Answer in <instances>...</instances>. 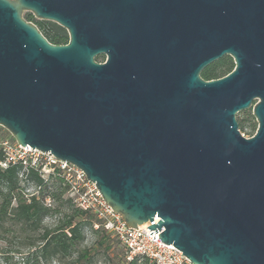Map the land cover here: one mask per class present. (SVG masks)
I'll use <instances>...</instances> for the list:
<instances>
[{
    "label": "water",
    "instance_id": "water-1",
    "mask_svg": "<svg viewBox=\"0 0 264 264\" xmlns=\"http://www.w3.org/2000/svg\"><path fill=\"white\" fill-rule=\"evenodd\" d=\"M0 124L191 264H264V0H0Z\"/></svg>",
    "mask_w": 264,
    "mask_h": 264
},
{
    "label": "trees",
    "instance_id": "trees-1",
    "mask_svg": "<svg viewBox=\"0 0 264 264\" xmlns=\"http://www.w3.org/2000/svg\"><path fill=\"white\" fill-rule=\"evenodd\" d=\"M38 29L50 44L68 42L67 32L56 24L48 23ZM102 58L97 56L95 61L102 63ZM233 69L232 58L224 56L205 68L200 77L204 81L215 80ZM244 113L247 120L237 121L238 129L241 135L246 133L252 137L257 124L250 110ZM22 171L20 166L0 170V243L7 238L14 239L18 250L26 249L28 256L43 262L94 264L96 251L93 246L84 245L85 231L89 230L93 236L101 233L100 238L104 240L110 234L100 226L95 229L97 220L74 205L59 173L44 180L31 169ZM48 218L54 219L50 225L45 223ZM96 243L102 245L103 240ZM127 263L148 264L136 260Z\"/></svg>",
    "mask_w": 264,
    "mask_h": 264
},
{
    "label": "built area",
    "instance_id": "built-area-1",
    "mask_svg": "<svg viewBox=\"0 0 264 264\" xmlns=\"http://www.w3.org/2000/svg\"><path fill=\"white\" fill-rule=\"evenodd\" d=\"M11 166H20L23 171L31 169L44 180L51 174L59 173L74 205L97 220L95 229L100 226L115 238L122 246L127 262L136 260L146 261L148 264H191L173 245L164 244L158 238L160 230L156 229L155 233V229H147V226L156 224V218L152 223L142 225L140 230L127 227L121 217L106 204L95 184L87 179L81 169L49 156L48 152L22 148L0 124V170ZM151 231L152 234L149 235Z\"/></svg>",
    "mask_w": 264,
    "mask_h": 264
},
{
    "label": "rangeland",
    "instance_id": "rangeland-1",
    "mask_svg": "<svg viewBox=\"0 0 264 264\" xmlns=\"http://www.w3.org/2000/svg\"><path fill=\"white\" fill-rule=\"evenodd\" d=\"M102 57L103 58L101 61L104 62L105 56ZM248 111L249 110L244 112ZM244 112H240L236 115L237 121L247 120V115ZM242 135L246 138H249V134L242 133ZM29 191H32V188ZM53 220L54 219L48 218L45 223L50 225L53 223ZM85 233L86 240L84 245L87 247L93 246V250L96 251L94 264H128L123 258L124 252L122 246L115 240L113 236L108 235L107 239L104 240L100 238L101 233L95 236H93L89 230H86ZM100 240H103L102 245L96 243V241L98 242ZM15 244V240L11 238H7L5 241L0 243V264H61L57 261L43 262L40 259H35L31 256H28V251L26 249L18 250Z\"/></svg>",
    "mask_w": 264,
    "mask_h": 264
},
{
    "label": "flooded vegetation",
    "instance_id": "flooded-vegetation-1",
    "mask_svg": "<svg viewBox=\"0 0 264 264\" xmlns=\"http://www.w3.org/2000/svg\"><path fill=\"white\" fill-rule=\"evenodd\" d=\"M22 18L26 21V22H28V23H30V24H32V25H34L37 29H38V27L39 26H42V25H45V24H48V23H53V24H56V23H54V22H51V21H46V20H41V19H38V18H36L32 13H30V12H28V11H23V13H22ZM28 20V21H27ZM57 25V24H56ZM59 26V25H58ZM62 28V27H61ZM39 30V29H38ZM65 30V29H64ZM66 31V30H65ZM40 32V31H39ZM67 32V31H66Z\"/></svg>",
    "mask_w": 264,
    "mask_h": 264
}]
</instances>
